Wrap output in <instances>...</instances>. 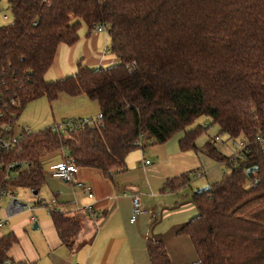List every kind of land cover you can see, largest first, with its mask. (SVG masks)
I'll return each instance as SVG.
<instances>
[{
	"label": "trees",
	"instance_id": "trees-1",
	"mask_svg": "<svg viewBox=\"0 0 264 264\" xmlns=\"http://www.w3.org/2000/svg\"><path fill=\"white\" fill-rule=\"evenodd\" d=\"M14 20H0V129L19 125L30 103L61 94L96 101L101 124L71 133L54 125L23 132L16 147L3 149L0 164L18 167L11 185L40 193L46 182L44 153L64 149L80 168L108 178L126 166L136 149L162 145L183 133L182 152L202 151L228 167L223 179L193 198L199 213L180 231L198 254L194 264H264V0H8ZM1 11V10H0ZM104 25L108 50L120 63L109 68L79 65L76 74L47 82L61 45L73 46L80 29ZM211 119L231 140L245 146L227 156L214 139L197 141L209 127L187 130ZM257 171L248 176V171ZM186 173L167 181L164 191L192 182ZM64 246L74 250L80 221L50 211ZM236 227V230H231ZM240 231H238V230ZM18 239L0 238V264ZM150 264H173L165 245H147Z\"/></svg>",
	"mask_w": 264,
	"mask_h": 264
},
{
	"label": "crops",
	"instance_id": "crops-1",
	"mask_svg": "<svg viewBox=\"0 0 264 264\" xmlns=\"http://www.w3.org/2000/svg\"><path fill=\"white\" fill-rule=\"evenodd\" d=\"M102 35L88 28L87 33L80 34L75 45H61L53 66L46 74L48 81L76 74L79 65L108 68L106 66L117 64V57L107 58L110 37L102 38ZM103 42H106L104 49ZM49 104L52 125L70 119H94L100 114L98 102L90 100L86 95L71 97L61 94L55 102ZM47 122L50 123V120ZM183 135L180 133L162 145L134 150L126 158L125 168L112 179L101 170L80 168L76 179L93 187V199H89L79 186L51 177L57 181L52 182L55 193L50 202H46L50 204L56 200L54 208L80 221L82 231L76 246L70 250L62 244L51 218V210L41 207L38 209L46 214L44 219L35 217L34 223L30 220V224H38V230L34 231L39 232L29 234L21 227L12 232L18 239L14 247L19 245L13 251L12 259L17 263L34 264H150L147 245L154 241L165 245L173 264L196 263L198 254L194 244L180 231L199 213L193 198L196 191L221 181L224 175L217 167V161L202 151L182 152L180 140ZM197 147L201 149L199 144ZM64 159L62 149L45 155L42 161H46V164L41 161L45 175L51 176V170ZM147 161H150L149 165H146ZM192 171L204 172L203 178L177 191H164L168 180ZM135 192L140 194L142 205L149 214L140 215L132 223L131 197ZM88 205H93L96 211L102 213V217L93 220L84 211ZM16 215L8 218L6 213L3 219L9 220ZM24 224H28V220Z\"/></svg>",
	"mask_w": 264,
	"mask_h": 264
},
{
	"label": "built area",
	"instance_id": "built-area-1",
	"mask_svg": "<svg viewBox=\"0 0 264 264\" xmlns=\"http://www.w3.org/2000/svg\"><path fill=\"white\" fill-rule=\"evenodd\" d=\"M3 0H0V3ZM46 1V0H45ZM1 10V9H0ZM8 17L4 15V19L6 20ZM94 30L97 33H104L106 32V27L104 25H98L94 27ZM107 54H110V50H106ZM102 115L99 114L97 118H85V119H70L67 120L61 124H55L54 125V132L60 134V133H71L73 131H77L79 129H84L86 126H92L94 124H101ZM205 127H209V125H205ZM211 128V127H209ZM31 131L30 128L24 127L21 125H18L17 128H15L14 133H12L11 126H2L0 129V145L3 149H10L13 147H16L18 144V141L21 138V134L23 132L29 133ZM220 140V137H216L214 139V142ZM232 146L235 147V152L233 154L234 158H237V156H240L241 149L245 146V144L240 140H232ZM65 154L64 161L56 166L54 169L51 170L50 174L51 177L55 180L66 182L72 186H79L83 189L85 194L88 196L89 199L94 198L93 193V187L91 185L85 184L83 182H80L76 179L79 168L74 164L72 159H70L67 156L66 150L62 149ZM150 161L146 162V165H149ZM28 162H16L13 163L10 166H3L0 164V203L5 199H9V205L5 210V212L8 214V218L15 215V214H21L28 211H35L38 208L45 207L49 210L56 209L54 208L56 204V200H54L52 203L48 204L46 200H40L35 206H29L28 204H24L21 201L17 200L10 191L15 188V186L11 185V181L15 180L17 176V168L18 167H29ZM203 176V172L197 171L191 174L192 180L200 178ZM132 199V211H131V222L135 223L137 221V218L140 215L149 214V211L146 210L142 205L141 196L139 193H134L131 197ZM84 211L93 219L97 220L102 217V213L96 211L93 207V205H88L84 208ZM36 218L33 217L31 219V222H35ZM8 222V219L0 218V234L5 229V226ZM1 238V237H0ZM9 264V263H5ZM81 264V263H77Z\"/></svg>",
	"mask_w": 264,
	"mask_h": 264
},
{
	"label": "rangeland",
	"instance_id": "rangeland-1",
	"mask_svg": "<svg viewBox=\"0 0 264 264\" xmlns=\"http://www.w3.org/2000/svg\"><path fill=\"white\" fill-rule=\"evenodd\" d=\"M0 20L2 25H9L13 22L14 20V14L13 11L9 9V4L8 0H3L0 3ZM4 15H6L8 18L5 20ZM88 32V28L86 25H83L82 28L80 29V34H84ZM102 38L107 37L109 38L107 33H101ZM104 44L106 42H103V49H104ZM109 47H110V41H109ZM108 47V48H109ZM107 58H116L115 55L113 54H107ZM117 63H120L119 60L117 59ZM116 65V64H115ZM114 66V65H112ZM106 67H111V66H106ZM95 69H100V67H96ZM47 82H52L48 81L49 77L45 78ZM56 81V80H53ZM50 120V123L47 122ZM53 118H52V111L50 104L46 98H41L38 99L29 105L24 109L20 119H19V124L22 126H27L30 127L32 132H39L47 127H50L52 125ZM207 126V125H212L211 119L207 117H201L199 118L193 125L187 128V130H192L195 129L198 126ZM41 127V128H39ZM216 137H220V140L216 141V144L219 148L220 151H222L225 155L230 156L233 155L235 152V147L232 146V140L226 133H220V127L218 125H212L211 128H208L207 131H205L201 137L198 139L197 144H199L200 148L203 149L205 145L210 141L211 139H215ZM53 153V152H52ZM49 153H44L42 158ZM42 161V159H41ZM43 162V161H42ZM218 163V162H217ZM43 164H46V161L43 162ZM217 164H215L216 166ZM217 167H219L220 172L225 174L227 171H229L228 167L226 165L218 163ZM206 171V170H205ZM208 171V170H207ZM46 172H48L46 170ZM204 173V172H203ZM46 182L40 189V193L38 196H35L33 191L30 188L27 187H21L17 186L13 188L10 193L19 201H21L24 204H28L30 207L35 206L40 200H46L50 202L52 194L55 193V188L53 186L52 182H57L52 180L51 176L49 174H46ZM201 178L194 179L193 182L195 183L198 180H201ZM206 178V177H205ZM202 189V188H200ZM199 189V190H200ZM198 191V190H197ZM196 191V192H197ZM9 205V199L5 198L1 203H0V218H5L6 217V212L4 209H6ZM2 208V209H1ZM44 211L42 209H36L35 211L31 212H24L21 214H18L8 220V223L5 226V229L3 232L0 234V237L12 233L13 231H17V228H20L29 234H34L39 231H34L33 229V224H30V220L33 217L44 219ZM46 215V214H45ZM28 220V224H24ZM231 230H236V227H233ZM238 230V229H237ZM240 231V230H238ZM249 232L250 234L256 235L257 233L259 234L264 233V231H253ZM19 247V245H17ZM14 247L13 250L10 253V257L12 259V254L13 251L18 248ZM13 260V259H12Z\"/></svg>",
	"mask_w": 264,
	"mask_h": 264
},
{
	"label": "water",
	"instance_id": "water-1",
	"mask_svg": "<svg viewBox=\"0 0 264 264\" xmlns=\"http://www.w3.org/2000/svg\"><path fill=\"white\" fill-rule=\"evenodd\" d=\"M256 171H257V168H252V169H250V170L248 171V176H251V175L254 174ZM209 190H210V186H206V187H204V188L198 190L196 193L201 194V193L207 192V191H209ZM34 195H35V196H38V193L35 192ZM38 228H39L38 224L35 223V225H34V230H38Z\"/></svg>",
	"mask_w": 264,
	"mask_h": 264
}]
</instances>
